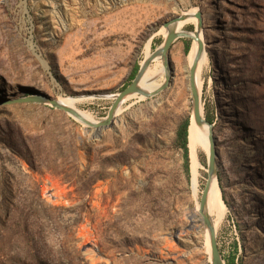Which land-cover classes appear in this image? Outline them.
Listing matches in <instances>:
<instances>
[{"label":"rangeland","instance_id":"obj_1","mask_svg":"<svg viewBox=\"0 0 264 264\" xmlns=\"http://www.w3.org/2000/svg\"><path fill=\"white\" fill-rule=\"evenodd\" d=\"M192 11L200 105L215 118L216 247L264 264V0H0V264H212L206 227L186 216L176 134L192 114L191 37L170 46L168 86L126 98L98 137L49 103L18 101L72 97L104 120L164 42V23ZM198 160L202 194L201 149Z\"/></svg>","mask_w":264,"mask_h":264},{"label":"bare ground","instance_id":"obj_2","mask_svg":"<svg viewBox=\"0 0 264 264\" xmlns=\"http://www.w3.org/2000/svg\"><path fill=\"white\" fill-rule=\"evenodd\" d=\"M197 12V11H196ZM183 15H188V17L174 25L175 30L180 32V29L178 30V27L181 26L185 21L193 20L195 19L198 23V18L196 17V13L194 11L184 13ZM196 23V24H197ZM191 35L193 36V43L190 49V52L188 54V60L189 68L190 70H194L195 74V68L197 70V74L200 73V70L203 67V61L204 59L200 55L202 54V51H204L203 48V39L202 35L200 34L199 40L195 38V34L191 32ZM147 58H149V54L146 55ZM152 61H156L155 66H151L150 63L145 67L141 80H140V87L144 90H147L152 93L151 96L157 94L160 92V89L164 87V85L167 82L168 79V69L166 64L164 63V58L162 56H158L154 58ZM195 82H196V75H195ZM200 85V83H199ZM197 87V84H196ZM164 89V88H163ZM162 89V90H163ZM144 97V96H143ZM60 99V98H59ZM58 99V100H59ZM76 98H65L60 99L59 101L63 103L64 105L70 107L75 111V113L80 117V119L84 121H92L97 122L92 119L89 113L82 111L76 107ZM200 116H202V108L200 107ZM189 136H188V148H189V172H190V197H191V207L187 209L186 216L191 219L192 222H196L197 219L201 220L203 223V217L200 213L199 208V201H200V162L198 160V150H203L208 158L212 154V142L210 140V133L208 126L206 124L202 125H196L194 121V113L191 114L190 117V124H189ZM223 212V200L220 188L217 183V179L215 177L212 178V181L210 182V188L208 192L207 197V203H206V213L210 216L212 220V216H215L217 218H220ZM212 225L214 226L213 222ZM205 226V225H204ZM206 227V226H205ZM206 239L207 241L209 239V228L206 227ZM205 233V231H204ZM209 247L207 249H210V239L207 241ZM211 252V249H210Z\"/></svg>","mask_w":264,"mask_h":264},{"label":"water","instance_id":"obj_3","mask_svg":"<svg viewBox=\"0 0 264 264\" xmlns=\"http://www.w3.org/2000/svg\"><path fill=\"white\" fill-rule=\"evenodd\" d=\"M187 17H188V15L186 16V15L180 14V15H177V16L171 18L169 21L164 23V25L167 29V35L165 37L164 42L162 43V45L159 48H157L154 52L151 53L149 58L144 59L143 63L140 64L139 69H138L135 77L131 80V82L127 86H125L120 93H118L117 95L114 96L115 100H114V102H113V104L109 110L108 116L102 121H98V122L84 121V120L80 119V117H78V115L75 113V111H73V109L64 105L58 99H52L49 96L36 95V96H30V97L22 98V99H19L18 101L49 103L51 106L58 108V109H61V110L65 111L66 113L70 114L71 116H73L75 119L79 120L84 125H86L90 128H93L95 131L94 136L98 137L99 133L102 130H106L112 126V124L114 122V115H115L119 105L126 98H128L134 94H139V95L144 96V97H149L152 95L151 92L144 90L143 88L140 87V80H141V77H142V74H143L145 67L150 62H152V60L154 58H156L158 56H162L164 58V63L166 64L168 72H169L167 82L163 88L168 86V84L170 83V77L172 76V72H173L171 69V66H170V58H169V49H170L172 42L179 37H191L193 39L191 32H187V31H183V30L178 32L175 30V27H174V25L176 23L186 19ZM196 17L198 18V23L196 24L195 30L193 31V33L195 34V38L197 40H199V36L201 33V17H200L199 12H196ZM189 79H190L191 99H192V114L194 113V121H195L196 125L206 124L208 126L209 133H210V140L212 142V154L208 158L207 183H206L204 190H203L201 197H200V201H199L200 210L199 211L203 217V224L207 228H209L211 263L212 264H226L224 258L221 256L219 250L216 247L215 228L212 225V220H211L210 216L206 213V203H207V197H208V192H209V188H210V182L212 181L213 177H215L217 179L216 162H215V156H216L215 141H214L213 134H212V123H210L206 120V118L203 116V112H202V116H200V113H199L200 112L199 110L201 107L200 95H199L198 88L196 87L195 74H194L193 69L190 71ZM162 89H160V90H162ZM188 133H189V125H188ZM188 136H189V134H188Z\"/></svg>","mask_w":264,"mask_h":264},{"label":"trees","instance_id":"obj_4","mask_svg":"<svg viewBox=\"0 0 264 264\" xmlns=\"http://www.w3.org/2000/svg\"><path fill=\"white\" fill-rule=\"evenodd\" d=\"M187 50V47H186ZM137 72H134L132 75L131 80L135 77ZM205 118L208 122L213 123L214 122V116L211 114V112L206 108L205 110ZM188 125H189V119L185 120L178 128L177 130V143L180 148L183 150L184 154V161L185 166L188 169V163H189V157H188ZM236 249V248H235ZM236 252H233L230 256L227 258H224L226 264H242L241 262L236 263Z\"/></svg>","mask_w":264,"mask_h":264}]
</instances>
